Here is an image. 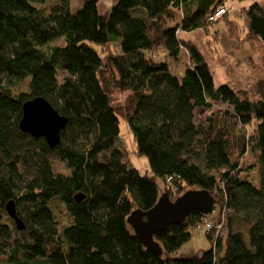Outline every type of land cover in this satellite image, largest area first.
<instances>
[{"label":"trees","instance_id":"16d2710c","mask_svg":"<svg viewBox=\"0 0 264 264\" xmlns=\"http://www.w3.org/2000/svg\"><path fill=\"white\" fill-rule=\"evenodd\" d=\"M229 1L112 0L103 16L100 0L75 9L72 0L49 9L38 5L45 0H0V264H264V0H236L248 1L242 26L230 12L209 21ZM196 29L212 35L216 52L225 34L245 42L247 67L228 69L218 84L197 44L180 36ZM183 49L179 76L167 59ZM28 77L30 93L15 98L11 86ZM36 96L68 118L54 148L20 128L23 104ZM122 120L131 152L148 159L145 173L120 142ZM248 152L257 154L258 183ZM161 186L172 200L210 191L227 236L209 234L210 249L174 256L207 217L195 212L154 234L162 254L147 248L128 217L151 209ZM10 200L24 230L7 212ZM237 222L247 234L234 230Z\"/></svg>","mask_w":264,"mask_h":264},{"label":"rangeland","instance_id":"374dc122","mask_svg":"<svg viewBox=\"0 0 264 264\" xmlns=\"http://www.w3.org/2000/svg\"><path fill=\"white\" fill-rule=\"evenodd\" d=\"M54 1L55 0H45L44 3L38 4V5L40 7L49 9L52 6ZM78 1L79 0H72L74 9L76 8V3ZM245 3L247 4L248 1L240 3L234 0L232 2L229 1L228 5L226 6L227 12H230L232 10L230 12L231 17L233 19H236L240 26L243 25V19L241 17L239 9L242 6V4H245ZM215 29H217V25H214V27L212 28V31L213 30L215 31ZM180 36L184 37L187 40H192L193 42L197 44L199 49L206 56L208 62H210V64L213 66L212 70L215 74L216 82L218 84L226 83L228 81L229 79V76H228L229 74L227 73L228 69L231 73V71L233 70L237 71L239 70V68H245L248 65L249 49H248V45L243 41L236 43L231 38H229L228 35L225 34L222 37V40L220 41V43L218 44L220 49L219 51L217 50L216 52L214 50H210L211 48L210 44H214V43L213 42L210 43L208 39H211L212 35L206 33L205 30L203 29H196V30L189 31V32H182ZM57 43L59 42L57 41ZM94 47H96V45H94ZM212 47H214V45H212ZM222 49H224V51L220 52ZM163 54H164L163 50H160L158 52V56H161ZM224 57L228 59L227 61L231 60L232 63L229 65L223 64V60L222 61L220 60ZM187 59H188L187 51L186 49H183V52L181 53L178 60L169 57L167 61L170 64L172 72H174L175 74L179 76H182L185 72V65H186ZM59 77L61 78L60 80H62L63 74L59 73ZM30 81H31V78L28 77L24 81H20L16 85L11 86L12 93L15 98H18L21 94L30 93ZM120 142L125 149H128L130 151L128 155V159L130 163L132 164V166L140 169L143 173H145L150 168L148 159L146 156L137 155L131 152L132 150L135 149V141L133 139V134L131 130L128 128V125L125 120L121 121ZM245 162L246 164L256 166L255 168L252 167L253 169L250 170V174L252 176L251 178L255 180V183H258L260 181V178H259L260 172L258 168L257 154L248 152L245 157ZM56 163L59 165V168L62 171H67L66 166L64 165L63 162L56 161ZM161 184L163 183L161 182ZM164 192H167V191L163 190L161 186L160 196H163ZM214 208H215L214 209L215 211L213 210L211 213L207 214L206 215L207 217L205 218L212 219L214 220L215 223H218L221 220H224V224L221 230H218L217 228H215L208 232L205 229L204 224H202L204 220L203 219L192 230L193 235L190 241H188L182 248L176 251L173 254L174 256H177L180 258H189L195 255L196 253H199L203 250L210 249L212 243H211L210 238L208 237L209 234L212 238V241L214 238H217L218 236H221L223 238L227 236L228 226L226 222V217L224 216V212L219 206H217V208L216 207ZM59 212L61 216L63 217V220L67 221L68 217L65 213L64 204L59 205ZM14 223H15V220H14ZM247 229L248 227L246 225L240 224L238 222L235 223V226H234L235 231H240V232L247 234Z\"/></svg>","mask_w":264,"mask_h":264},{"label":"water","instance_id":"95a60500","mask_svg":"<svg viewBox=\"0 0 264 264\" xmlns=\"http://www.w3.org/2000/svg\"><path fill=\"white\" fill-rule=\"evenodd\" d=\"M68 122L66 116L44 97L36 96L23 104V116L20 128L35 138L44 137L51 148L59 144L61 131ZM85 198L80 192L75 195L77 201ZM215 197L208 190L190 189L172 200L167 194L161 196L158 202L148 211L136 209L128 217V223L137 237L147 248L162 254L163 250L154 240V234L167 229L170 225L183 222L190 214L199 212L209 214L214 210ZM7 212L15 220L18 230H24L26 224L17 212L15 200L7 203Z\"/></svg>","mask_w":264,"mask_h":264},{"label":"built area","instance_id":"2783aa9c","mask_svg":"<svg viewBox=\"0 0 264 264\" xmlns=\"http://www.w3.org/2000/svg\"><path fill=\"white\" fill-rule=\"evenodd\" d=\"M225 12H227L225 7L218 9L215 13L212 14V16H210L209 21L216 20L219 16L223 15ZM152 55L154 57L158 56L157 53H153ZM169 180H170V178H169ZM202 224H204L205 229L208 232L212 229H215V228H217L218 230H221V228L223 227V224H224V220H221L220 222L215 223L214 220L205 218L203 220Z\"/></svg>","mask_w":264,"mask_h":264},{"label":"crops","instance_id":"0c3cea01","mask_svg":"<svg viewBox=\"0 0 264 264\" xmlns=\"http://www.w3.org/2000/svg\"><path fill=\"white\" fill-rule=\"evenodd\" d=\"M111 7H112V0H100V3H99V11H100L101 15L107 16L110 13V11H111ZM176 10L178 12L177 13V19L180 20V18L182 17L183 11L180 10V9H176Z\"/></svg>","mask_w":264,"mask_h":264}]
</instances>
